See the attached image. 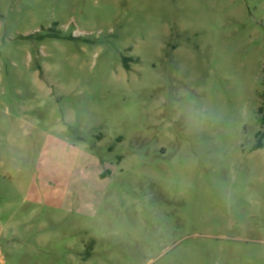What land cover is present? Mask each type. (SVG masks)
Segmentation results:
<instances>
[{"label": "rangeland", "instance_id": "1", "mask_svg": "<svg viewBox=\"0 0 264 264\" xmlns=\"http://www.w3.org/2000/svg\"><path fill=\"white\" fill-rule=\"evenodd\" d=\"M0 264H264V0H0Z\"/></svg>", "mask_w": 264, "mask_h": 264}, {"label": "trees", "instance_id": "2", "mask_svg": "<svg viewBox=\"0 0 264 264\" xmlns=\"http://www.w3.org/2000/svg\"><path fill=\"white\" fill-rule=\"evenodd\" d=\"M261 146H262V144L258 145V147H261Z\"/></svg>", "mask_w": 264, "mask_h": 264}]
</instances>
